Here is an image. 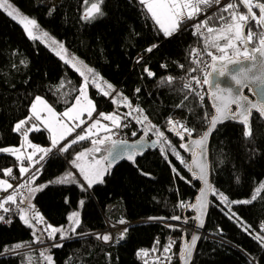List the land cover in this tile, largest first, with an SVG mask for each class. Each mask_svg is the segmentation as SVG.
Returning <instances> with one entry per match:
<instances>
[{"label":"trees","instance_id":"1","mask_svg":"<svg viewBox=\"0 0 264 264\" xmlns=\"http://www.w3.org/2000/svg\"><path fill=\"white\" fill-rule=\"evenodd\" d=\"M10 2L25 15L36 19L41 29L62 42L67 50L98 73L105 90L106 84L110 83L120 94L117 97L115 93H110L105 97L89 84L88 94L97 109V116L99 112H103L124 118L125 107L113 104L112 99L120 101L122 97H127L131 107L142 109L149 117L144 121V128L155 125L165 131L170 142L177 147L178 141L167 132L169 118L186 121L195 130L193 136H199L206 128L211 115L207 100L204 104L199 103L183 85L197 73L191 71L197 68L191 61L192 50L197 46L213 48V38L217 37L223 24L218 18L208 20L207 24L203 22L214 14L228 17V13L213 10L215 4L199 5L202 12L207 14L201 17V12L195 19L200 18L198 23L206 30L205 33L193 35V30L187 28L195 20L193 19L184 24L172 38H164L158 26L151 19L145 18L146 14L135 0H89V6L90 3L99 2L105 13L103 18L90 24L78 19L83 11V0H60L55 6L46 5L41 0ZM53 8L55 11L49 15ZM236 11L245 13L242 5H237ZM228 20L230 22V17ZM209 28L213 29L211 33ZM249 29L252 33L250 41ZM245 34L248 47L256 49L262 38L256 21L249 23ZM226 41L221 38L215 43L222 45ZM153 43L160 46L152 53H147L146 49ZM141 52L145 56L141 63H137L136 55ZM20 60H26L27 66L21 65ZM162 64H166V67H161ZM181 65L184 67L181 68ZM144 68H148L155 76L148 77ZM61 81L64 82L63 88H60ZM81 84L82 77L77 71L66 66L40 41L29 40L22 25L0 10V148L20 144L21 135L14 133L12 128L19 120L28 117L29 106L35 96L44 98L61 114L74 103ZM136 89L140 91L137 93ZM65 92L69 95L64 96ZM65 100L70 103L65 104ZM181 104L184 107H179ZM189 108L192 109L191 112L188 111ZM135 116L136 112L134 117H127L130 126L129 140L142 137L160 139L155 131L145 136ZM250 122L249 130L232 123L218 127L211 138L209 149L213 187L230 200L248 199L250 203L225 205L216 197H210L213 203L209 206L202 239L198 243L192 264H246V255L242 254L244 249L253 256L258 255L257 244L235 220H229L225 214L231 207L238 217L254 228L264 219V123L260 118H251ZM133 131L137 132V136H132ZM244 131L249 132L247 137L243 135ZM29 138L34 143L50 145L47 131L30 133ZM90 145L91 139L78 142L68 153L58 154L56 159H46L35 164L29 171L28 176H35V180L30 183L35 186L48 185L32 198L34 207L45 221L53 227H65L68 223L67 216L72 211H78L81 214V224L77 232L87 234L64 241L58 235L54 241L45 240L43 244L47 246L41 251L34 250L38 258L37 264H46L40 255L42 252L53 257L52 264H143L136 255L137 251L147 250V256L157 253L168 235L175 236L178 250L182 231H170L167 226L151 221L150 218H167L172 215L191 217L190 213L183 215L184 209L176 207L181 201L191 203L198 189L197 183L192 187L187 182L191 178L187 169L170 155L172 164L185 179L173 173L172 165L162 159L158 145L156 149L137 156L135 162H122L111 168L105 182L94 185L90 194L82 192L78 185L49 183L69 171L67 160ZM110 145L111 142L107 147ZM185 161L187 163L186 157ZM18 164L14 156L0 153V169L12 167L13 176L16 177L12 179L14 182L23 178ZM142 171L150 176L141 174ZM0 176H4L2 171ZM237 177L239 183L236 182ZM24 182L26 180L21 183ZM257 189L260 191L257 192ZM254 194L257 198L253 201ZM66 197L68 203H65ZM81 199L85 200L83 206L78 204ZM121 219L133 222L124 239L118 237L112 243H105L92 235L103 230L107 220L118 222ZM39 227L41 226H37V235L40 234ZM186 227L190 229L186 232L189 236L194 227L192 220L189 219ZM220 229L222 233L219 232ZM34 239L32 230L23 225L18 215L10 226L0 224V264H25L28 256L26 251L15 252L17 249H14V245L20 243L27 247L41 244L34 242ZM157 241L160 243L157 244ZM54 243H62L63 246L56 248L53 247ZM172 264H177L176 258ZM260 264H264V259L260 260Z\"/></svg>","mask_w":264,"mask_h":264},{"label":"snow or ice","instance_id":"2","mask_svg":"<svg viewBox=\"0 0 264 264\" xmlns=\"http://www.w3.org/2000/svg\"><path fill=\"white\" fill-rule=\"evenodd\" d=\"M135 2L140 5L141 11L146 14L145 18L151 19V21L154 22L156 26H158V30L162 33L164 38H172L180 31L184 24H186L189 20L195 19L203 11L199 5L210 6L212 4H221V0H196V3H192L191 0H184V2H181V0H135ZM237 5H242L243 8L246 9V14H241L236 11ZM188 8H191L192 10L186 15L185 9ZM254 9H258L259 11L258 18ZM0 10H3V12H5L8 17L23 26V31L27 34V38L29 40H38L41 44H44L46 47L50 48L53 45H56L59 48V51H57L56 54L59 56L60 60H62L66 66L75 69V71L84 77L83 83L79 86V94L75 96L74 103H71V106H68L62 114H57V112L54 111V108L50 106L44 98L37 95L29 106L30 115L15 123L12 131L14 133L20 134L23 137L24 143H26L28 147L32 149V152L25 156L21 152L20 147H3L0 148V153L14 156L15 162H20L19 172L21 177H25V174L29 173L30 168H33L35 164L44 162L46 159H56L58 154L68 153L72 146L76 145L78 142L90 139L92 135H95L94 130L103 128L105 132H110L112 131V128L121 129L128 127V124L123 122L121 117L116 114L106 115L103 112L98 113V115L104 121L111 122V127L107 124L102 125L100 121L96 120L93 116V113L96 112L97 109L94 107L92 99H90L86 94V89L89 86V83H91L92 86L97 87L105 97H108L110 92L115 93V95L119 97L120 94L110 83L106 84L107 90H105L103 87H100L99 74L93 73V69L90 67L87 68V72L93 73L94 78L89 81L88 76H86L84 71H82L81 68L77 66L78 63L83 64V61H78L76 56L69 57L64 44L62 42H58L56 39L51 38L47 31L40 32L39 35L35 34L34 30L38 29L39 27L37 20L30 19L27 15H23L18 7L14 6L10 0H0ZM54 11L55 9L53 8L52 11L49 12V15H51ZM219 11L228 13L230 22L228 17L218 14H214L212 17H207L203 22L204 24H207L208 20L216 18L223 22L222 27L219 29L220 36L214 37L212 42V47L215 48L217 52L222 54L217 56L214 55L212 51H207L206 53V55L210 57L213 62V71L217 72L219 76H229L237 86L238 90L249 88L251 84H257V86L264 85V49H253L251 50V55L249 54L248 50H245L243 53L244 59H250L253 62L256 60L255 52L257 51L262 58L259 62V74L252 75H250V73H253V69L257 67L255 63H253L248 68L241 66L235 72H229L228 65H242V61L239 59H234L226 52L227 48H232L235 51V55H240L239 49H237L236 45L233 43V37L237 41L242 40L244 29L249 27L250 21H256L258 27L264 26V2H259V0H257V2L254 3L253 0H236L235 4L231 2L227 3ZM104 15L105 13L102 11V5L99 2L90 3L89 6V0H83V11L78 19L82 22L90 24L94 23L97 19L103 18ZM200 27L201 24L199 23L193 25L194 36L200 35ZM208 31L211 33L213 29L209 28ZM221 38L227 40V43L223 47L215 43L216 40ZM251 38L252 33L249 29L248 40L250 41ZM260 43L264 45V40H261ZM159 46V44L153 43L146 49V52L152 53ZM52 50L56 51L55 48ZM192 51H195V49ZM142 60L143 57L137 60V63H141ZM217 61L221 62L218 68L216 67ZM19 63L21 65L27 66L26 60H20ZM161 67H166V64H162ZM180 67L183 68L184 66L181 65ZM197 70V68L191 69L192 72ZM144 72L148 77L155 76V74L148 68H144ZM211 75V72L207 73L204 76L202 82L199 79L193 78V87L195 85H201V83L203 85H210ZM63 86L64 82L61 81L60 88H63ZM189 87V83H185L183 85L184 89H188ZM215 88L216 92L211 94V102L212 107L215 110V114L211 115L210 117V127L204 132L200 139L193 140L191 143H185L184 141L186 136L192 137L195 130L183 124L180 125L182 130H179L176 125L180 122H174L171 118L167 120V124L169 125L167 132L173 133L179 138L181 142L179 143L178 147L170 142L169 138L165 134V131L160 130L155 125H152L147 129L144 128V121L149 119L147 115H143L142 120L137 119L136 121L137 123L141 124L145 136H148L149 132L155 131L156 135L160 138L159 140L150 141L148 146L149 148H156L158 144L160 145L159 152L161 157L165 162L172 165L171 171L173 173H175L177 176H180L181 179H185L180 170L172 164L170 155L174 156L175 160L183 165L191 174V178L187 180L190 186L195 187L197 181L202 184V187L198 189V195L195 196L194 203H185L181 201L176 205L178 208L191 209L195 212V216L191 218L195 229L204 228L205 220L203 217L207 212L208 207L213 203V201L209 199V195L216 197L221 204L225 205H247L250 203L248 199L230 200L227 195L220 192L219 189L213 187V184L210 181L211 172L209 170L208 164L203 160V145L205 140L208 139L209 134L213 130L218 128V125H222L225 122H241L243 126L247 128L250 117L260 118L264 116V106L258 107L257 104L251 103L248 96L240 94V92L233 94L232 88L221 89L219 84H216ZM139 91L140 89H136L137 93ZM53 95H55V93H53ZM63 95L68 96L69 93L65 92ZM192 95L195 98H198L201 104H204L206 99L205 96L201 95L198 91H194ZM119 102L130 107L127 97H122ZM64 103L69 104L70 102L65 100ZM112 103L118 104V100L113 98ZM232 106H234V109ZM179 107H184V105L181 104ZM42 111H46V115H42ZM132 111L142 112L143 110L132 109ZM188 111L191 112L192 109L189 108ZM253 113H255V116H253ZM85 115L89 120L93 121L87 128L82 127L86 124V120L83 118ZM130 115L131 113H126L125 118ZM66 119L68 122H66ZM78 128L81 129V132L76 133L74 138L69 139V137H71ZM42 131H47L50 134V147H41L29 141L30 133H40ZM243 135L247 137L249 132L244 131ZM132 136H137V132L133 131ZM106 141H111V137L96 136V138L91 139V144L93 147L85 149L84 151L77 153L74 158L67 160V164L71 168L76 169L82 179H78L71 171H67L64 173V175L57 178L55 181H50L49 183H55L57 185H78L82 192L90 194V190L93 189L94 185L103 184L105 182V177L109 174V170L114 163L125 158L129 161L135 162V158L138 155H142L144 153V144L138 140L136 143L140 144L139 148L133 146L131 151H124L113 155L112 149L106 146ZM111 143L112 146L115 147L117 141H111ZM121 143L126 142L121 141ZM193 144L200 146L201 160L199 162L195 159L196 152L192 149ZM101 146L105 147L102 149ZM178 149H182L184 152H191L193 157L191 164L186 163L185 157ZM102 151L106 154H103L97 158L96 153H102ZM37 153H40L39 158L38 160H34V157H36ZM25 160L28 162V166L24 165ZM221 163H223V161H221ZM36 170L38 171V169ZM0 171L3 172L4 176L16 179V177L12 175V167L0 169ZM141 174L150 176L149 173H143V171ZM25 180V183L16 185L14 188V185L9 183L8 180L0 179V191L7 192L9 189H14L6 197L0 198V212L3 213L0 214V224H8L10 226L14 222L15 216L18 215V218L23 223V225L32 230V234L35 238L34 242L36 243H44L45 240L54 241L57 235L61 241L71 239L73 236L87 235L86 233L77 232V228L81 224V214L78 211H72L67 216L68 223L65 227H53L51 224H48L45 221V218L38 211H35L34 205L32 203V198L37 193L42 192L46 187H48V185L45 184L31 186L30 182L35 180L34 174L25 177ZM236 182L239 183V177L236 178ZM25 188L27 189L26 193L21 199L17 200V195ZM259 191L260 190L257 189V192ZM256 198L257 197L254 194L252 196V200L254 201ZM68 202V198L66 197L65 203ZM78 204L83 206L85 204V200H79ZM7 205H15V207L13 208ZM21 205H23V207H21ZM228 213L231 214L229 215ZM225 214L229 220H235L237 225L243 229L244 233L247 234L249 238L257 244L258 255L256 256L248 253L246 249L243 250L242 254L246 255V264H260V260L264 259V223L254 228L246 221H243V218L238 217L237 213L233 211L231 207L228 208V212ZM158 219L180 222L178 224L167 223L166 226L170 231L187 232V229H182L181 225H186L189 223L188 217L182 218L180 215H172L167 218L161 217ZM124 223V220L120 221V224ZM37 226H41L39 227V235H37ZM127 231L128 229L125 228L124 233H127ZM219 232L222 233V229H220ZM124 233L121 234L120 239H124ZM95 238L102 240L105 243L110 242L112 239L109 234H97ZM200 239H202V237L196 232H193L190 237V241L184 242L181 245L178 259L182 262V264H189V261L193 258L194 250ZM159 243L160 242L157 241V244ZM176 243L177 241L175 240H169L163 245L161 254L165 259V264H169V262L172 260V256H169L168 253L173 250ZM21 246L22 245L20 243H16L14 245V249H19ZM62 246V243L53 244V247L56 248H60ZM237 250L240 249L238 248ZM5 251H8V249H5ZM45 251L48 250L46 249ZM153 251H156V249H153ZM148 254L149 252L143 249L138 250L136 253L137 257H140L141 255L147 256ZM40 255L44 258L46 264H52L53 257L51 255H45L43 252Z\"/></svg>","mask_w":264,"mask_h":264},{"label":"water","instance_id":"3","mask_svg":"<svg viewBox=\"0 0 264 264\" xmlns=\"http://www.w3.org/2000/svg\"><path fill=\"white\" fill-rule=\"evenodd\" d=\"M254 10H255V12L257 14V18H258L259 17V11H258V9H254ZM245 13H246V9H245ZM259 28H260V30L262 32V38H261V40H264V26H259ZM245 31H246V28L244 29L243 35H244L245 43H247V36L245 34ZM256 49H264V45H262L259 42V46ZM251 50H253V49H251ZM251 54H252V51H251ZM255 56H256L255 62H253L250 59L249 60H246V59H244V57H233L234 59L241 60L242 61V65L241 64H230V65H228L229 72H235L241 66H243L245 68H248L253 63H255L257 65V67L255 69H253V73H250V75H252V74H259V62H260V60L262 58H261V56H260V54H259L258 51L255 52ZM220 63L221 62H219V61L216 62V67L217 68L220 66ZM212 64H213V62H212ZM212 64H211L210 69H209V72L212 73V75L210 76L211 84L206 86V100H207V103L209 104V107L211 109V115L215 114V110L212 107L211 94L214 93V92H216V88H215V85L216 84H219L220 87H221V89L232 88L233 89V94H237V92H240V94H243V95L248 96V98L251 101V103L257 104L258 107L259 106H264V85L257 86V84H251L249 86V88H246V89H243V90H238L237 89V86L234 84V82L230 79L229 76H219L217 72L213 71ZM217 94H219V93H217ZM232 107L234 109V106H232ZM211 115H210V117H211ZM253 115H255V113H253ZM210 117H209V120H208V123H207L206 128L204 129V131L199 136H192V137H187L186 136L184 142L185 143H191V141H193V140L200 139L201 136H203L204 132L210 127ZM260 119L264 123V116L260 117ZM250 121H251V117H250V120H249V125L247 127L248 130L251 128V122ZM227 123H232V124H235V125L243 126V124L241 122H225L224 124H227ZM224 124H222V125H224ZM222 125H218V127H220ZM216 130H213L209 134L208 139L205 140L204 145H203V147H204L203 160L208 164V167H209L210 172H211V164H210V157H209V149H210L211 138L214 135V133L216 132ZM170 134L178 141V145H179V143L181 142L179 140V138L176 137L173 133H170ZM138 140L141 141V143L144 144V153L147 152L148 150H154V149H156L158 147V145H159L158 144L156 148H149L148 145H149V142L150 141H152V140H159V139H157V138L142 137V138H137L135 140H126V141H124L126 143H121V141H117V143L115 144V147H113L112 146V143H111V145L109 146V148L112 149L113 155H115L117 153L124 152V151H131L133 146H135L137 148L140 147V144H137L136 143ZM192 149L196 152L195 159L199 162L201 160L200 146H197V145H194L193 144L192 145ZM179 151H181V153L187 158V163L188 164H191L192 159H193L191 152H184L182 149H179ZM122 162H128L129 163V162H132V161H129L128 159L125 158V159H122V160L114 163L111 168L116 167L117 165H119ZM189 175L191 177V174L190 173H189ZM210 181H211V176H210ZM196 183L198 184V189L200 187H202V184L199 181H197ZM211 183H212V181H211ZM198 189H197V191H196V193H195V195H194L191 203H194L195 202V196L198 195ZM210 197H211V195H209V199H210ZM208 212H209V207H208V210H207V212L205 213V215L203 217L204 220H205V224H206ZM186 213H190L191 214V217L189 218L190 220H191L192 217L195 216V212L193 210H191V209H184L183 215H185ZM183 226H186V225H183ZM204 228H205V225H204ZM204 228L203 229H195L193 227L192 232H191V234L189 236L186 234V232H182V234H181V236L179 238V246H178L177 256H176L177 264H182V262L178 259V254H179L181 245L184 242L190 241V237L193 234V232H196L198 235L202 236L203 235V232H204ZM199 241H198V243H199ZM198 243H197V246H198ZM197 246H196V248L194 250L193 258H194V254H195V251L197 249ZM193 258L189 261V264H192Z\"/></svg>","mask_w":264,"mask_h":264},{"label":"built area","instance_id":"4","mask_svg":"<svg viewBox=\"0 0 264 264\" xmlns=\"http://www.w3.org/2000/svg\"><path fill=\"white\" fill-rule=\"evenodd\" d=\"M232 1L233 0H221V4L220 5H215L213 10H220V9H222L224 7V5H226L227 3H230ZM206 14H207L206 12H202L201 17H204ZM199 19H195L194 21H192L188 25L187 28H189L191 30H194L193 29V25L197 24ZM205 31L206 30L204 28L200 27V34L205 33ZM226 43H224V44H222L220 46L223 47ZM233 43L236 45V48L239 49L240 55H238V56L235 55L234 49L227 48L226 52H227V54L229 56H232V57H244L243 53L245 52V50H248L249 54H251V49L248 47V44L245 43L244 35H243V39L240 40V41L235 40V38L233 37ZM194 49H195V51L191 52V61L193 62V64H195V66L197 67L198 70H197V73H196L195 76H193V77H191V78H189L187 80L186 83H189L190 87L188 89H186V90L189 91L190 93H193L194 91H198L201 95L206 97V86L207 85H203L201 83V85H195L193 87V84H192L193 78L199 79L202 82L204 76L209 72L210 66L212 64V60H211L210 57H208L206 55L207 51H212L213 54L217 55V56L221 55L222 53L217 52L215 48H206V47H203V46H197ZM144 56H145L144 53H142V52L138 53L136 55V62H137V60H139L141 57H144ZM197 100L200 103L198 98H197ZM121 119H122L123 122L128 124V127L121 128V129H113V131L111 133V141H126V140H129L128 129H129L130 126H129L128 120L125 117L124 118L121 117ZM171 119H173L174 122H177V121L180 122L179 124L176 125L179 130H182L180 128L181 124H183V125H185L187 127H190L187 124V122L184 121V120L173 118V117ZM8 178H11V177H8ZM35 211H38V210L35 208ZM121 220H124L125 223L124 224H120ZM121 220L118 221V222H111V221H108V220L106 221V226L107 227L111 223L112 226H115L118 229H120L116 233L111 235L112 239L110 240V242H107V243H112L113 241H115L116 238L120 237L121 234L124 233V229L125 228L128 229L129 226H131L133 224V222L128 221L126 219H121ZM151 221L160 222L161 224H163L165 226H166L167 223H173V221H171V220H161V219H151ZM262 223H264V219L260 222V224H262ZM104 229H103V231H105ZM99 232H102V230L94 232V233H92V235L96 236ZM124 235H125V233H124ZM169 240H175L176 241V238L173 235H168L167 238L164 240L160 250L157 253H155L153 255H150V256H140V261L143 264H165V259H164V257L162 256L161 253H162L163 245L165 243H167ZM99 241H102V240H99ZM168 255L172 256V260L169 262V264H172V262L174 261V259L177 256L176 244L174 245L173 250L170 253H168Z\"/></svg>","mask_w":264,"mask_h":264},{"label":"rangeland","instance_id":"5","mask_svg":"<svg viewBox=\"0 0 264 264\" xmlns=\"http://www.w3.org/2000/svg\"><path fill=\"white\" fill-rule=\"evenodd\" d=\"M59 1L60 0H41V2L42 3H44V4H46V5H50V6H55V5H57L58 3H59ZM233 1H235V0H233ZM233 1L231 2V3H233ZM181 2H184V0H181ZM191 2L192 3H196V0H191ZM12 3V2H11ZM13 4V3H12ZM14 6H16L15 4H13ZM17 7V6H16ZM19 9V8H18ZM192 9L191 8H188V9H185V14L187 15V13L188 12H190ZM22 13V12H21ZM23 15H25L24 13H22ZM241 14H246V13H241ZM29 17V16H28ZM30 18V17H29ZM30 19H32V18H30ZM23 27V26H22ZM35 31V34H37V35H39V33L40 32H43V31H45V30H43V29H41L40 27H38V29H36V30H34ZM49 36L51 37V38H53V39H56V38H54L53 36H51L50 34H49ZM217 36H220V32L217 34ZM57 40V39H56ZM58 42H60L59 40H57ZM227 42V41H226ZM49 44H50V40H49ZM224 44V43H223ZM65 47V46H64ZM54 54H56V52L57 51H59V48L56 46V45H53L51 48L50 47H48ZM53 48H55L56 49V51H54V50H52ZM66 49V48H65ZM66 51H67V55L69 56V57H71V56H75L74 54H72L69 50H67L66 49ZM57 55V54H56ZM58 56V55H57ZM59 57V56H58ZM77 57V56H76ZM77 60L78 61H83L81 58H79V57H77ZM77 66L78 67H80L81 68V70L82 71H84V73H85V75L86 76H88V78H89V81H91L93 78H94V76H93V73H95V72H93V73H88L87 72V68L88 67H90V66H88L84 61H83V64H77ZM91 68V67H90ZM75 70V69H74ZM82 77V83H83V81H84V77L83 76H81ZM89 84H91V83H89ZM99 84H100V87H103V84H102V82L101 81H99ZM95 87V86H94ZM97 90H98V88L97 87H95ZM99 91V90H98ZM100 92V91H99ZM101 93V92H100ZM111 93V92H110ZM86 94H87V96L89 97V94H88V87H87V89H86ZM90 98V97H89ZM82 103H83V101H82ZM50 105V104H49ZM93 105H94V103H93ZM118 105H123L124 107H125V110H124V113L126 114V113H131V115H130V117H134V113L136 112L137 113V116H135L136 118V120L137 119H141L142 120V118H143V115H145V113L142 111H132V109H138V107H128V106H125L123 103H121V102H119L118 101ZM51 106V105H50ZM95 107V106H94ZM55 111V110H54ZM42 115H46V111H42V113H41ZM57 114H59V113H57ZM62 114V113H61ZM95 112L93 113V116L95 117V119L96 120H99L100 121V123L102 124V125H104V124H107V125H109L110 127H111V122L110 121H104L100 116H97V114H95ZM30 115V114H29ZM28 115V116H29ZM85 120H86V124L85 125H83L82 127H84V128H87V127H89L90 126V124L93 122L92 120H89L88 118H87V116L85 115L84 117H83ZM66 122H68L67 121V119H66ZM26 127H27V125H26ZM113 129H115V128H112V131H113ZM81 131V129H76V132H74L73 134H72V136L71 137H69V139H71V138H74L75 137V135H76V133H79ZM94 132H95V135H92L91 137H90V139H93V138H96V136H110L111 137V134H110V132H105L104 130H103V128H100V129H97V130H94ZM49 136H50V134H49ZM29 141L31 142V143H34V142H32L31 140H30V138H29ZM111 141H106V146H108V144L110 143ZM34 144H36V145H38V146H41V147H50L51 145H49V146H43V145H40V144H38V143H34ZM10 147H20L21 148V152L26 156L27 154H29V153H31L32 152V149L30 148V147H28V145L26 144V143H24V140H23V137L21 136V139H20V144L18 145V146H10ZM91 147H93L92 146V144L90 145V147L89 148H91ZM102 147V149L105 147V146H101ZM88 149V148H87ZM82 151H84V150H82ZM81 152V151H80ZM79 153V152H78ZM39 155H40V153H37L36 154V157H34V160H38V158H39ZM96 156H97V153H96ZM24 165L25 166H28V162L25 160L24 161ZM19 166H20V162H19V164H18V168H19ZM30 170H32V168H30ZM69 171H71L72 173H73V175L74 176H76L78 179H82V177H80L79 176V173H78V171L76 170V169H74V168H71L70 167V169H69ZM30 173V172H29ZM29 173H26L25 174V177H27L28 176V174ZM13 175V174H12ZM25 177H23L19 182H14L11 178H8V177H6V176H0V179H5V180H8V182L9 183H12L13 185H14V188H15V186L16 185H19V184H21V182L22 181H24L25 180ZM11 179V180H10ZM25 183V182H24ZM31 186H35V185H33L32 183H31ZM14 189H9L7 192H4V191H0V195H1V197L0 198H3V197H6L8 194H10L12 191H13ZM26 191H27V189L25 188V189H23V190H21V192L17 195V200H19V199H21L23 196H24V194L26 193ZM3 193V194H2ZM178 224V223H180V222H177V221H173V223H171V224ZM106 228L104 229L105 231H103L102 230V232H99L98 234H100V235H104V234H109L110 236L112 235V234H114V233H116L118 230H120V229H118L117 227H115V226H112L111 225V223L108 225V227L107 226H105ZM181 228L182 229H184V228H186V229H189V228H187L186 226H181ZM190 230V229H189ZM192 231V230H191ZM104 232V233H103ZM103 233V234H102ZM45 246H47V245H44L43 243H41V244H36V245H32V246H27V247H24L23 245L21 246V248H19V249H17L15 252H22V251H26V253H27V262L25 263V264H37L38 263V258H37V255L35 254V251L34 250H36V251H41Z\"/></svg>","mask_w":264,"mask_h":264},{"label":"crops","instance_id":"6","mask_svg":"<svg viewBox=\"0 0 264 264\" xmlns=\"http://www.w3.org/2000/svg\"><path fill=\"white\" fill-rule=\"evenodd\" d=\"M104 152L102 151V153H97V158H99L101 155H103Z\"/></svg>","mask_w":264,"mask_h":264},{"label":"bare ground","instance_id":"7","mask_svg":"<svg viewBox=\"0 0 264 264\" xmlns=\"http://www.w3.org/2000/svg\"><path fill=\"white\" fill-rule=\"evenodd\" d=\"M179 245V244H178Z\"/></svg>","mask_w":264,"mask_h":264}]
</instances>
